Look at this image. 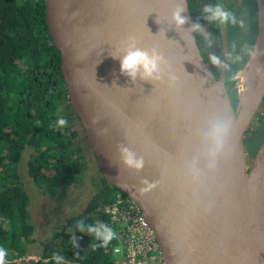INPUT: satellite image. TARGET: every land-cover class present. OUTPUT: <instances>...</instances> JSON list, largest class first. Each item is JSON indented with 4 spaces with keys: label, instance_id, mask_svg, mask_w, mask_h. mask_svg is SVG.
Returning a JSON list of instances; mask_svg holds the SVG:
<instances>
[{
    "label": "water",
    "instance_id": "1",
    "mask_svg": "<svg viewBox=\"0 0 264 264\" xmlns=\"http://www.w3.org/2000/svg\"><path fill=\"white\" fill-rule=\"evenodd\" d=\"M255 2L257 33L251 51L257 52L264 70V0ZM44 3L71 109L102 176L140 208L155 233L164 262L264 264V205L260 198L264 141L249 160L245 180L236 153L251 120L264 109V86L252 95L247 114L237 124L225 85V25L220 29L221 63L215 77L199 50L187 0ZM178 7H183L182 15L187 17L179 27L172 20ZM83 32L86 34L81 36ZM90 37L96 42H88ZM129 43L149 53L155 50L162 57L159 79L144 80L137 75L132 80L120 74L118 58L126 54ZM115 92L116 97L137 107L157 128L161 140L147 134L137 116L115 102ZM212 119L231 123L215 171L208 169L203 142ZM105 128L108 134L102 135ZM118 145L142 157L143 168L136 171L119 163ZM193 163L200 172L198 182L188 174ZM142 180L154 185L151 190L139 191L144 187Z\"/></svg>",
    "mask_w": 264,
    "mask_h": 264
},
{
    "label": "trees",
    "instance_id": "2",
    "mask_svg": "<svg viewBox=\"0 0 264 264\" xmlns=\"http://www.w3.org/2000/svg\"><path fill=\"white\" fill-rule=\"evenodd\" d=\"M187 3L192 25L206 26L207 37L219 46V23L205 19L203 12L205 5H214L217 0ZM45 16L44 0H0V246L8 250V264H18L15 259L25 254L34 230L28 211L29 197L17 169L23 150L33 149L27 160V174L41 194H52L58 185L76 182L87 162L81 136L70 121V117H78L69 103L60 53L48 32ZM193 31L203 59L209 63L203 44L205 35L199 29ZM240 34L235 25L228 31L231 47L226 89L237 111L241 92L232 88V75L246 60L245 56L237 60L244 45ZM212 71L216 77L218 68ZM59 118L67 121L66 127H55ZM257 120L259 144L264 134V114ZM245 143L248 146L244 138ZM100 180L99 188L82 212L67 216L45 238L35 264H53V253L63 255L67 264H115V240L107 247L93 249L90 245L99 241L75 228L81 220L86 225L96 221L109 225L105 208L118 190L102 175ZM73 235L77 237V248L71 242Z\"/></svg>",
    "mask_w": 264,
    "mask_h": 264
},
{
    "label": "rangeland",
    "instance_id": "3",
    "mask_svg": "<svg viewBox=\"0 0 264 264\" xmlns=\"http://www.w3.org/2000/svg\"><path fill=\"white\" fill-rule=\"evenodd\" d=\"M220 3L223 4L222 0ZM240 4H245V6L249 4V8L245 11L233 12L235 17L242 18L241 21H243L244 24L241 26V24L238 23V32H241L243 35L242 42H244V45L241 47V52L237 55V60L244 56L246 58L248 57V53L251 51L257 33V12L251 0H240ZM236 75L237 72L232 75V80L234 82L232 88L238 90V85L236 84L238 78ZM260 114H264V109H259L243 135V142L245 138L247 139V143H249L248 146L246 143L244 145L247 162L244 170L245 173L247 172L250 158L254 155L255 150L260 144H258L260 134H257L255 127ZM70 121L75 123L74 126L81 136V146L85 154V161L87 160L86 167L81 171L76 182L58 185L52 194H41L37 191V187L27 174V160L32 154L33 149L31 147H26L18 162V174L29 197L28 211L34 225L32 238L26 245L25 254L15 259L18 261V264H35L36 261L40 259L45 238L48 237L52 231L56 229L55 227L60 225L67 216L82 212L92 194L95 193L100 186L102 173L86 140L84 130L78 119L70 117ZM262 141H264V134L262 136Z\"/></svg>",
    "mask_w": 264,
    "mask_h": 264
},
{
    "label": "clouds",
    "instance_id": "4",
    "mask_svg": "<svg viewBox=\"0 0 264 264\" xmlns=\"http://www.w3.org/2000/svg\"><path fill=\"white\" fill-rule=\"evenodd\" d=\"M184 11L183 7H178L172 15V20L177 27L184 25L187 22V17L182 15ZM203 12L206 13L205 19L210 22H218L220 25H226L230 22L235 25L237 24L234 13L225 9V6L221 3L214 5H205ZM243 26V21H240ZM193 30H198L201 25L196 23L192 25ZM117 59V57H113ZM120 62V74L126 75L132 80H135L139 75L144 80L159 79V73L161 71L162 57L153 50L151 53L148 51L137 48L134 43H129L126 49V54L122 58H118ZM213 64L219 65L220 60L216 56L210 57ZM67 126V121L63 118H59L56 121L55 127L64 128ZM231 123L220 119H212L209 121L207 131L204 133L203 142L206 145L205 156L208 161L209 171H215L217 169L218 161L225 151L226 141L230 132ZM102 135L108 134V129L101 130ZM117 151L119 153V163H122L126 168L139 171L144 166L142 157H138L135 152L130 150L124 145H118ZM114 166H119L118 163H114ZM189 176L193 182L200 180L199 169L196 168L195 163L188 170ZM141 183L144 185L139 191L145 193L154 186L149 184L147 180H142ZM113 210V219H115ZM75 228L81 233L92 236L98 244L90 245L95 249L96 247H107L112 240L116 239L117 233L115 230L101 222L96 221L94 224L86 225L82 220L78 221ZM77 237L72 236L71 242L74 248H77L76 244ZM120 247H115L114 252L119 253ZM8 250L3 246H0V264H8ZM51 260L53 264H67L65 257L59 253H53Z\"/></svg>",
    "mask_w": 264,
    "mask_h": 264
},
{
    "label": "built area",
    "instance_id": "5",
    "mask_svg": "<svg viewBox=\"0 0 264 264\" xmlns=\"http://www.w3.org/2000/svg\"><path fill=\"white\" fill-rule=\"evenodd\" d=\"M105 212L109 216V225L117 233L112 248L115 264H166L153 229L140 208L126 195L115 192ZM115 247H120L121 251L115 253Z\"/></svg>",
    "mask_w": 264,
    "mask_h": 264
},
{
    "label": "bare ground",
    "instance_id": "6",
    "mask_svg": "<svg viewBox=\"0 0 264 264\" xmlns=\"http://www.w3.org/2000/svg\"><path fill=\"white\" fill-rule=\"evenodd\" d=\"M74 33H78L76 29H74ZM81 36H83L86 33H79ZM88 42L95 43V39L93 37L88 38ZM95 51L98 49L97 45L93 47ZM237 85L241 92V96L239 95V99L241 101V106L239 103V110L237 111V105L235 108V117L236 122L239 124L241 120L244 118V116L247 114L248 111V105L251 100L252 95L260 88L264 86V70L260 67L259 62L257 60V52L255 50H252L249 54L247 59L245 60L242 67L237 71ZM115 102L119 104L127 113L130 115L137 116V119L140 121V125L144 128V130L147 132V134L152 135L158 139L160 137L157 134V128L153 126L148 120L144 117H142L137 107L130 103L128 100L122 98V97H116L117 93L115 92ZM238 103V102H237ZM161 140V139H160ZM237 158L240 163V174L243 177V179H246V173L245 165H246V159L244 154V145L243 142L239 141V146L237 147ZM260 198L264 205V183L260 190Z\"/></svg>",
    "mask_w": 264,
    "mask_h": 264
},
{
    "label": "flooded vegetation",
    "instance_id": "7",
    "mask_svg": "<svg viewBox=\"0 0 264 264\" xmlns=\"http://www.w3.org/2000/svg\"><path fill=\"white\" fill-rule=\"evenodd\" d=\"M221 2V0H217V3H220ZM251 2H252V4H253V6H254V9L256 10V2H255V0H251ZM222 3H223V5L225 6V9L226 10H228V11H230V12H234V11H241V10H243V11H245V10H247L248 8H249V4L248 5H246L245 6V4L244 5H242V4H240V0L239 1H237V0H222ZM236 20H237V24H235V26H236V28L238 29V23H240L239 21H241L242 20V18H239V17H237L236 16ZM244 25V24H243ZM221 26L222 25H220L219 24V27H220V29H221ZM231 26H234L231 22L229 23V24H226L225 25V32H226V38H227V63H228V61H229V59H228V57H229V55H228V53H229V48L231 47V44H228V31L229 30H231ZM199 32H201V33H203V35H205V37H204V39H203V44H204V48H205V51H206V53L208 54V59H209V63H207L208 64V66L210 67V69H211V72L213 73L214 71H212V70H214V68H218V70L220 71V64L219 65H216V64H213L212 63V61H211V59H210V57L211 56H216L217 55V58H219V60H220V63H221V52H222V45H221V30H220V38L218 39V41H219V46L217 45L216 46V44L215 43H213L208 37H207V34H208V30H207V27L206 26H201V28L199 29ZM239 33V32H238ZM241 33V32H240ZM241 35V37H243V35H242V33L240 34ZM246 36H247V34H246ZM198 44V43H197ZM198 47H199V45H198ZM199 50H200V48H199ZM239 50V49H238ZM201 52V51H200ZM202 54V53H201ZM226 63V64H227ZM244 64V63H243ZM242 64V65H243ZM228 65V64H227ZM227 65H226V71H225V85H226V79H227ZM242 67V66H241ZM219 71H218V75H219ZM213 75H214V73H213ZM218 75L216 76V77H218ZM215 76V75H214ZM262 103L264 104V97H263V99H262V101H261V105H262ZM261 107H264V106H261ZM257 122H259L258 120H257Z\"/></svg>",
    "mask_w": 264,
    "mask_h": 264
}]
</instances>
